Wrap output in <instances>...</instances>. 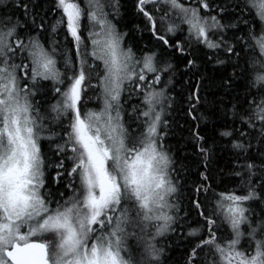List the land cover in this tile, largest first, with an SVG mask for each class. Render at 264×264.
<instances>
[{"label": "snow or ice", "instance_id": "1", "mask_svg": "<svg viewBox=\"0 0 264 264\" xmlns=\"http://www.w3.org/2000/svg\"><path fill=\"white\" fill-rule=\"evenodd\" d=\"M172 234L264 264V0H0V264H167Z\"/></svg>", "mask_w": 264, "mask_h": 264}, {"label": "trees", "instance_id": "2", "mask_svg": "<svg viewBox=\"0 0 264 264\" xmlns=\"http://www.w3.org/2000/svg\"><path fill=\"white\" fill-rule=\"evenodd\" d=\"M125 3H127L130 7V0H125ZM131 19V16L130 14L127 15L123 21L124 24H126L128 27H132V24L129 23V20ZM147 36L148 34L147 33H144L143 34V43H147ZM137 40H140L141 39V35L140 34H136V37H135ZM199 63V61H198ZM219 67V66H218ZM184 71V66L183 65H180V72L177 73V81H182V80H186L188 77L187 76H181V73ZM215 74V73H214ZM47 86L50 87V82H45ZM175 89H176V92H180L181 91V85L180 83H177L175 85ZM176 93H173V95H175ZM96 105L95 104H90L89 107H95ZM183 121H181L182 123ZM168 141L170 143H172L173 145H176L177 144V140L180 139V137L177 135L175 138L173 137H168L167 138ZM190 183L188 185V187H184L181 189V195L183 197V199L181 200V208H182V211L180 213L181 216L184 215V212L186 211H189L190 212V215L188 217L185 218V220L188 222V223H191L192 221L196 220L197 219V214H196V211L194 210V208H191L190 207V202L188 200V193H189V190H190ZM195 226V225H193ZM187 227L184 228V232H187ZM179 240V236L178 234H172L171 237L169 238V240L167 241L168 243H171L172 244V248L166 253L167 256H168V261H167V264H180V261H181V255H182V252H183V244L181 243L179 246L177 244V241Z\"/></svg>", "mask_w": 264, "mask_h": 264}]
</instances>
